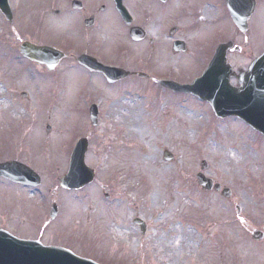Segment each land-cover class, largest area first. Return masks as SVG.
I'll use <instances>...</instances> for the list:
<instances>
[{
  "label": "rangeland",
  "instance_id": "374dc122",
  "mask_svg": "<svg viewBox=\"0 0 264 264\" xmlns=\"http://www.w3.org/2000/svg\"><path fill=\"white\" fill-rule=\"evenodd\" d=\"M10 1L17 14L15 23L11 25L0 11V158L34 153L33 163L55 180L67 172L68 158L85 134L89 139L86 162L96 171L91 184L68 190L64 200L63 190L58 191L61 222H54L50 242L75 246L100 264H206L211 250L219 249L216 236L224 239L225 234L236 233L242 217L264 218V136L244 122L215 117L208 103L185 93L171 95L172 91L162 88L157 80H137L111 88L103 77L71 64L54 79L45 67L20 55V44L39 37L32 35L39 29L46 39H61L59 34H63L72 41H95L92 45L108 50L117 45L119 49L134 48L124 23L113 11V0L88 5L89 12L97 3L107 2L108 7L97 13L98 30L92 35L84 33L78 22L85 13L70 16L72 8L70 12L62 8L61 15L50 11V5L54 11L69 0ZM151 1L127 0L126 6L139 19L144 12L159 13L146 28L162 44L161 52L144 46L139 58L157 63L159 69L161 63L165 79L192 83L201 77L214 47L206 43L227 36L224 33L230 34L227 41L243 45L241 53L230 54L232 61L248 65L252 53L264 49V0H258L259 13L250 23L253 45L243 42L247 41L244 38L241 41L236 29L232 33L234 25L225 0H174L168 10H157ZM145 6H150L148 11ZM174 23L181 27L177 36L192 42L186 54L174 55L172 44H168L172 38L166 36V27ZM23 92L28 97H22ZM92 103L101 106L100 122L95 127L85 118ZM136 105L140 107L137 112ZM43 117L51 124V131L35 127ZM225 146L232 151L224 150ZM21 149L25 151L18 152ZM166 150L174 152L173 161L165 159ZM203 160L209 163L205 174L231 188L230 197L200 187L196 175ZM2 184L5 187H0V196L7 194L8 200L16 187ZM45 188L47 195L51 186ZM35 194L42 205L45 195L40 191ZM21 204L39 214L37 204ZM137 217L147 223L146 236L134 223Z\"/></svg>",
  "mask_w": 264,
  "mask_h": 264
},
{
  "label": "water",
  "instance_id": "95a60500",
  "mask_svg": "<svg viewBox=\"0 0 264 264\" xmlns=\"http://www.w3.org/2000/svg\"><path fill=\"white\" fill-rule=\"evenodd\" d=\"M229 8L235 22L242 27L248 16L252 13L254 7L253 0H228ZM118 9L122 12L123 17L128 16L126 9L123 7V0H116ZM246 7L243 8V4ZM0 8L5 15L11 19V10L8 0H0ZM245 11V16L243 12ZM245 29V28H244ZM134 35H139L140 32L133 31ZM177 45V43H176ZM230 44H222L218 47L216 55L211 62L204 76L198 79L193 85L181 86L169 82L163 83L166 86L172 87L177 91H192L199 95L202 99L210 100L218 116L226 117L234 115L242 118L247 123L252 125L257 130L264 133V54L259 57L250 66L247 72H242L237 76L240 83L243 84L241 89L234 88L230 85L231 67L227 64L226 54ZM22 52L39 61H48V48H38L34 45L25 43L22 45ZM102 70L107 74L110 80H115L112 74L114 69L102 67ZM88 141L82 139L78 142L72 156L70 171L67 176L62 179V186L67 188H79L94 178L93 170L85 165V153L87 150ZM171 159V155H168ZM207 168V164L203 163V169ZM24 166L18 162H7L0 164V176H6L15 181L30 182V176L24 172ZM198 179L205 189L213 188V181L207 179L203 174L198 176ZM215 188L220 190V186ZM225 195H230V191H224ZM38 254L35 256L37 264L44 260V255L50 253L49 264H96L87 259L76 257L73 253L63 249L53 248L44 249L38 245ZM33 248L30 242H21L6 236L5 239L0 238V264H31L32 258L27 254ZM48 257V258H49Z\"/></svg>",
  "mask_w": 264,
  "mask_h": 264
},
{
  "label": "flooded vegetation",
  "instance_id": "af4514ba",
  "mask_svg": "<svg viewBox=\"0 0 264 264\" xmlns=\"http://www.w3.org/2000/svg\"><path fill=\"white\" fill-rule=\"evenodd\" d=\"M73 0L70 1L72 4ZM96 2V0H87L85 9L81 12L86 14V17L83 18L85 20L87 17L93 15L92 12L88 11V5H92L91 2ZM85 5V4H84ZM68 9V4L66 5ZM79 25L81 26V19L79 21ZM175 29V37H177V33L180 32V29H177V24H174ZM94 28L86 27L87 33L92 35L91 31ZM129 38L130 34H128ZM183 40L187 41L184 36H181ZM136 43H150L152 49H156L157 52H161L159 48L156 47V40H151L150 38L143 39L141 41H135ZM95 41H86L82 40L78 44L71 42L70 40H65L62 43H57L59 49L64 52L65 58L61 61H65L68 59L69 62H73V64H77V59L81 55H87L96 58L99 62H102L106 65L118 66L125 69L128 72H132L129 78L141 79L136 73L142 72L148 74L149 77L143 80L153 79L155 75H161L159 66L157 63H152L150 60L145 62L137 63V56L130 57L129 53L126 56L121 57L120 60H109L105 57L104 52L105 49L102 46H95ZM105 54H108V51H105ZM141 60V59H140ZM144 63V64H141ZM79 67L86 73L91 74L87 68L78 64ZM237 68H242L240 64H237ZM95 75L102 76L98 73H93ZM21 159V158H19ZM26 163L31 165L33 168L37 170L41 175V184L39 186H30V185H22L11 183L16 187L14 195L10 194L8 200L5 198L7 194L0 196V229L7 230L11 232L13 235L17 236L20 239L36 241L39 240L45 245H53L54 243H50L52 237V228H54V220L53 216V205L58 202V190L53 188L54 179L50 178L47 175L46 170H41L37 167L35 163H32L31 160L21 159ZM1 182L5 183V179H0ZM8 182V181H7ZM2 188L5 186L0 184ZM51 186L49 188V192L46 195L45 186ZM36 191H40L45 195L46 200L42 205L39 204V201H31L30 194ZM63 193L61 194V198L63 199ZM65 194V193H64ZM21 201H26L31 204H37L39 206V214H35L34 210H30V208H26L21 204ZM63 203V201L60 200ZM60 209L59 203L57 207L56 217H59ZM63 216H61L62 218ZM246 219L248 221L246 222ZM239 232L234 235L225 236L224 239L220 240V244L217 245L219 249L211 250L210 254L205 261L206 264H264V218H256L253 216L242 217L239 220ZM230 237V239H227Z\"/></svg>",
  "mask_w": 264,
  "mask_h": 264
},
{
  "label": "bare ground",
  "instance_id": "6f19581e",
  "mask_svg": "<svg viewBox=\"0 0 264 264\" xmlns=\"http://www.w3.org/2000/svg\"><path fill=\"white\" fill-rule=\"evenodd\" d=\"M207 9H208V8H206V10H207ZM133 107H134V106H133ZM134 109H135V112H137V111L140 110V107H139L138 105H136V106L134 107ZM223 140H224V142H222V139H221V142H222L223 144H225V139H223ZM140 149H141V150H144L143 146L140 145ZM225 149H228L229 152L232 151L230 148H228V147H226V146L224 147V150H225ZM147 152H149V150H147ZM226 155H227V151L224 152V156H226ZM248 155H250V153H248ZM233 158H234V156H233ZM153 199H154V200L157 199V194H155V195L153 196Z\"/></svg>",
  "mask_w": 264,
  "mask_h": 264
}]
</instances>
